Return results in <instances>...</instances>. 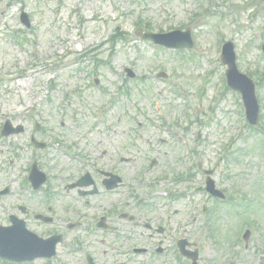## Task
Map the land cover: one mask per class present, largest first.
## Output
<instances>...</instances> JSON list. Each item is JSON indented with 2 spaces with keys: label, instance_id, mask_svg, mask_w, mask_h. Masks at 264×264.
Here are the masks:
<instances>
[{
  "label": "rangeland",
  "instance_id": "374dc122",
  "mask_svg": "<svg viewBox=\"0 0 264 264\" xmlns=\"http://www.w3.org/2000/svg\"><path fill=\"white\" fill-rule=\"evenodd\" d=\"M10 1L0 0V189L10 187L0 198V225L10 226L19 197L32 198L20 186L34 161L59 188L63 168L67 179L80 171L69 155L97 158L110 130L129 149L125 163L109 152L146 221L156 224L171 197L183 196L173 206V234L162 239L166 253L144 256L143 264H189L180 238L197 250L199 264H264V0H13L6 8ZM139 28L191 29L195 47L159 48L136 37ZM225 42L256 84L257 130L240 94L227 87ZM95 118L103 123L79 142ZM6 121L23 132L2 136ZM32 137L46 147L32 146ZM199 164L212 171L225 202L197 191L206 179ZM245 205L262 212L252 220L240 215ZM160 240L134 244L150 251Z\"/></svg>",
  "mask_w": 264,
  "mask_h": 264
},
{
  "label": "flooded vegetation",
  "instance_id": "af4514ba",
  "mask_svg": "<svg viewBox=\"0 0 264 264\" xmlns=\"http://www.w3.org/2000/svg\"><path fill=\"white\" fill-rule=\"evenodd\" d=\"M108 133L110 137L114 136L110 130L104 134L107 144H99L97 158L69 157L81 165L80 171L74 178L67 179L68 170L63 168L61 187L52 186L47 173V181L38 189L34 190L35 185L29 182L28 177L20 186L32 198L23 201L19 197L12 216L24 221L30 232L40 241H45L46 249L53 255L33 262L12 264H143L144 256L166 253L162 239H169L173 234L172 223L178 214L173 206L178 199H172L171 205L165 206V215L156 224L146 221L147 213L142 212V202L137 200L138 203L132 206L131 198L137 194L133 189L132 192L130 189L124 190L128 182H125L121 172L115 170L114 158L111 159L109 152L111 149L115 153V148H118L119 162L125 163L127 159L124 153L127 154L129 149H120L114 137L112 141L109 140ZM52 190L56 193H52ZM8 191L10 193V189ZM30 221H33V226ZM146 238L161 240L150 251L134 244L137 239ZM34 243L31 237L16 239L17 250L24 253L31 250ZM186 244V250L191 252V242ZM0 262L10 263L2 259Z\"/></svg>",
  "mask_w": 264,
  "mask_h": 264
},
{
  "label": "water",
  "instance_id": "95a60500",
  "mask_svg": "<svg viewBox=\"0 0 264 264\" xmlns=\"http://www.w3.org/2000/svg\"><path fill=\"white\" fill-rule=\"evenodd\" d=\"M25 17V16H24ZM27 18V17H25ZM26 23H28L27 19H25ZM143 39H150L154 41L156 44H160L162 46H166L168 48L182 49V48H192L193 41L191 37L190 31L180 32L175 31L168 34H153L146 33L142 34L141 31L137 33ZM224 63L229 66L228 70V79L229 85L235 89L240 91L246 103L248 118L251 124L256 125L259 122V106L257 103V99L255 97V86L253 82L248 79L246 76L240 75L237 71L236 67V58L234 54L233 45L228 43L225 47L224 53ZM130 72V71H128ZM130 75L133 76L130 72ZM10 132H6L8 135ZM35 177V176H34ZM209 190L213 193V183L210 184ZM14 227L11 228H0V256L3 258H7L10 260L21 259L23 252L17 250L18 246L16 245V239L18 237L23 238L29 235L23 223H18L14 221ZM36 246L37 240L35 239ZM43 249H41V253ZM39 255V250L34 251L33 257ZM42 255V254H40Z\"/></svg>",
  "mask_w": 264,
  "mask_h": 264
}]
</instances>
